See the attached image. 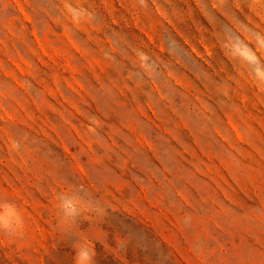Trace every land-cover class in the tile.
Masks as SVG:
<instances>
[{"label": "rangeland", "instance_id": "rangeland-1", "mask_svg": "<svg viewBox=\"0 0 264 264\" xmlns=\"http://www.w3.org/2000/svg\"><path fill=\"white\" fill-rule=\"evenodd\" d=\"M7 205L0 264H264V0H0Z\"/></svg>", "mask_w": 264, "mask_h": 264}, {"label": "clouds", "instance_id": "clouds-1", "mask_svg": "<svg viewBox=\"0 0 264 264\" xmlns=\"http://www.w3.org/2000/svg\"><path fill=\"white\" fill-rule=\"evenodd\" d=\"M64 207L66 209H74L71 201H65ZM6 211H0V232L8 236H19L22 235L23 229V218L19 211L12 205L4 207ZM94 254V252H93ZM85 259L91 261V256L85 249L75 250V264H85Z\"/></svg>", "mask_w": 264, "mask_h": 264}]
</instances>
